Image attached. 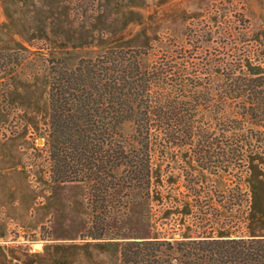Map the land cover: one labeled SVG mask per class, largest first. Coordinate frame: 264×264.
Returning a JSON list of instances; mask_svg holds the SVG:
<instances>
[{
    "label": "rangeland",
    "instance_id": "1",
    "mask_svg": "<svg viewBox=\"0 0 264 264\" xmlns=\"http://www.w3.org/2000/svg\"><path fill=\"white\" fill-rule=\"evenodd\" d=\"M108 49H144L154 65L170 61L172 72L151 90L164 101H183L172 73L211 79L215 100L236 59L244 74L264 75V0H0V264H123L124 239L264 237V144L255 143L264 129L253 128L248 143L257 152L237 170L235 132L214 130L211 104L189 107L196 109L190 126L212 132L226 154L220 157L213 141L154 140L149 196L125 184L97 205L93 185L54 181L48 145L54 63L67 51ZM187 111L181 107L183 122ZM13 149L19 162L7 156ZM211 161L216 168L202 166ZM102 233V240L91 237ZM177 254L173 264H181Z\"/></svg>",
    "mask_w": 264,
    "mask_h": 264
},
{
    "label": "trees",
    "instance_id": "2",
    "mask_svg": "<svg viewBox=\"0 0 264 264\" xmlns=\"http://www.w3.org/2000/svg\"><path fill=\"white\" fill-rule=\"evenodd\" d=\"M147 57L144 49L67 51L54 63L49 92L51 173L58 183L93 185L91 191L97 195V205L101 201L106 203L109 194L120 195L127 186L125 184H132L133 192L143 190L149 196L150 164L156 151L154 140L165 142L168 139L173 144H189L196 139L206 144L214 140L212 132L197 133L194 125L190 126L196 110L189 109L190 106L208 108L211 104L215 110L211 112L216 123L214 130L217 127L224 135L235 132V147L231 151L238 162L235 169L241 170L247 155L257 152L251 150L253 143L248 142L256 137L253 128L264 129L263 74H244L240 58L236 59L238 63L229 69L223 80V92L217 91L215 100H211L214 90L211 79L195 78L193 73L178 79V75L172 73L178 82L173 87L179 89L183 101H164V95L155 93L154 96L151 90L159 82L164 83L167 72H172L174 67L164 58L163 63L154 65ZM178 66L179 71L186 68L183 62ZM219 86L217 84V89ZM190 89L191 94H188ZM239 98L244 99L239 102ZM184 105L188 111L183 122L180 111ZM235 108L241 112L233 117ZM226 111L231 113L227 115ZM244 125L251 129H242ZM231 138L227 137V140L230 142ZM263 138L264 133L255 143L264 144ZM209 145L218 147L221 143L213 141ZM219 151L220 157L226 154L222 145ZM209 163L211 165L202 166L207 168L217 164L216 161ZM117 176L121 178L119 181L109 179ZM106 207L105 204L104 210ZM104 235L91 237L102 240ZM124 241L123 264H173L177 259L173 255L176 252L183 253L181 264H264V237L199 239L181 243L154 239Z\"/></svg>",
    "mask_w": 264,
    "mask_h": 264
},
{
    "label": "crops",
    "instance_id": "3",
    "mask_svg": "<svg viewBox=\"0 0 264 264\" xmlns=\"http://www.w3.org/2000/svg\"><path fill=\"white\" fill-rule=\"evenodd\" d=\"M16 153V154H15ZM1 155V154H0ZM8 157H9V159L11 158V157H13V160L15 161H17V162H19L20 160H18L19 159V157H18V155H17V150H12V152H10L9 153V155H7ZM17 165V164H16ZM10 170V169H9ZM13 174H15L16 176H15V178H16V180H17V184H21V185H24V184H26V182H27V179L25 178V176L22 174V173H19V172H12ZM11 176L12 175H10L9 176V180H10V178H11ZM14 184V182L13 181H11L10 182V185H11V193H17L18 192V185H13Z\"/></svg>",
    "mask_w": 264,
    "mask_h": 264
}]
</instances>
